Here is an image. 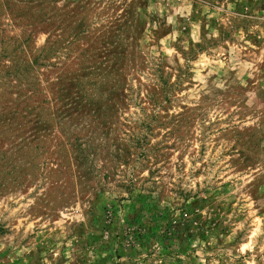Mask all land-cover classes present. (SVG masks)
<instances>
[{
	"label": "rangeland",
	"instance_id": "obj_1",
	"mask_svg": "<svg viewBox=\"0 0 264 264\" xmlns=\"http://www.w3.org/2000/svg\"><path fill=\"white\" fill-rule=\"evenodd\" d=\"M0 264H264V0H0Z\"/></svg>",
	"mask_w": 264,
	"mask_h": 264
}]
</instances>
